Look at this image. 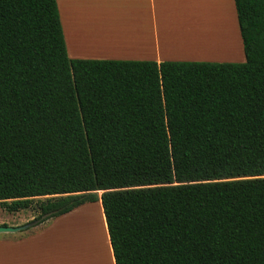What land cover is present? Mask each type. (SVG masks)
<instances>
[{
    "label": "trees",
    "instance_id": "1",
    "mask_svg": "<svg viewBox=\"0 0 264 264\" xmlns=\"http://www.w3.org/2000/svg\"><path fill=\"white\" fill-rule=\"evenodd\" d=\"M234 2L244 63L71 59L57 0H0V208L100 202L115 264H264V0Z\"/></svg>",
    "mask_w": 264,
    "mask_h": 264
},
{
    "label": "crops",
    "instance_id": "2",
    "mask_svg": "<svg viewBox=\"0 0 264 264\" xmlns=\"http://www.w3.org/2000/svg\"><path fill=\"white\" fill-rule=\"evenodd\" d=\"M174 2L178 6L179 11L175 10L173 13H170L168 22L171 20H179L183 24H187V27L185 28L189 30L191 36L187 38V42L184 43L183 37L180 35L181 33L178 34L176 31V34L173 36L171 33L173 32L171 31L172 28L168 26L164 32V40H162V48L165 51L173 53L185 52L189 49L204 51L209 48V40H215L212 38H218V36L219 38L225 36L230 37L227 32H231L233 35L236 34V25L234 23L232 9L230 5L223 6L221 2L212 10V5H209V0H57L63 35L69 58L78 60L115 61L146 60L157 63L165 61H193V59L190 58L169 53L163 54L161 52H157L158 54L156 56L151 57L113 59L93 55L95 53L83 50L78 46L84 34L80 32V29L77 27V25L80 23L88 24L89 22H94L97 19V15H101V13H103L106 18V14H108L110 10H114L119 15L127 19V24H129L130 21L139 23L141 19L148 18L150 13L155 14L157 9L159 11L166 10L170 4ZM233 4L235 7V2ZM234 12L236 13V8ZM235 18L238 23L237 13L235 14ZM210 20L216 22V25ZM88 34L90 36L89 39L86 40V42L85 40L82 42L84 47L92 49L94 45H99L98 40H96L98 35L94 31ZM178 36H180V41H178ZM193 43H201L203 44L204 48H198ZM69 214L70 213L53 219L52 221H57L58 223L60 219H63ZM8 216L9 218L7 220L10 223H6V219H0V226L15 228L28 224V219L26 218L24 211L13 214L8 213ZM102 220L107 238V258L109 263L111 262V264H115L104 215ZM27 229H29V227ZM27 229L15 233H0V264L70 263L68 254L69 249L67 247L68 252H64V237L63 232L60 229L59 232L63 237V240L60 237L59 232L55 230V226L41 227L36 229L35 232H24ZM96 263L99 264V262ZM92 264L95 263L92 262Z\"/></svg>",
    "mask_w": 264,
    "mask_h": 264
},
{
    "label": "rangeland",
    "instance_id": "3",
    "mask_svg": "<svg viewBox=\"0 0 264 264\" xmlns=\"http://www.w3.org/2000/svg\"><path fill=\"white\" fill-rule=\"evenodd\" d=\"M221 2L223 6L230 5L233 15L234 23L236 25V34L233 35L231 32H227L230 37L225 36L222 38H212L213 41L209 40V49L204 51L189 49L185 52L173 53L165 51L162 48V40H164V32L169 26L172 35L181 33L183 37V42H187V38L191 36L189 30H187V24H183L179 20H171L168 22V17L170 13L178 10V6L171 3L170 6L163 11L156 10V13H150L148 18H143L139 23L130 21L127 24V19L122 17L114 10H110L106 14V18L103 13L97 15V19L94 22L80 23L77 27L80 32L84 34L78 46L83 50H87L93 53V55L108 57L113 59H131L133 57H151L156 56L158 53H169L173 55H178L185 58L193 59L197 62H211V63H244L246 61L242 37L239 33L238 23L235 18V7L234 1L232 0H209V5H212V10L216 5ZM233 2V3H232ZM104 17V18H102ZM211 22L213 20H210ZM216 25V22L213 21ZM169 24V25H168ZM180 29V30H179ZM218 29V28H217ZM95 32L98 37L99 45H94L92 49L84 47L82 42H86L89 39L90 32ZM178 41H180V36H178ZM82 44V45H81ZM198 48L203 49L204 46L201 43H193ZM237 47V48H236ZM158 52V53H157ZM146 61V60H137ZM102 193H99L101 195ZM52 197H39L34 198L32 202V207L24 211L28 223H30L34 218L39 215V205ZM101 203L95 204H85L76 210H74L69 215L65 216L60 221L49 220L39 228L45 226H55V230L59 232V229L63 232V237L59 235L63 240V249L67 253V247H83L92 240L93 250H95L98 245L102 247H107V238L105 233V227L102 220L103 210L101 212ZM9 218L6 210L0 208V219H6V223H10L7 219ZM13 218V217H12ZM52 221V222H51ZM51 222V223H50ZM28 225V224H26ZM25 225V226H26ZM22 227V226H21ZM29 227V229L24 232H35L39 228ZM33 228V229H32ZM91 250H87L82 258L83 264H92L98 262L95 258V253ZM104 262H99L103 264ZM82 264V263H81Z\"/></svg>",
    "mask_w": 264,
    "mask_h": 264
},
{
    "label": "bare ground",
    "instance_id": "4",
    "mask_svg": "<svg viewBox=\"0 0 264 264\" xmlns=\"http://www.w3.org/2000/svg\"><path fill=\"white\" fill-rule=\"evenodd\" d=\"M89 241L90 242L88 244H85V246L83 247H70L68 252L70 261L69 264H83L81 256L83 257L84 253H86L87 250H91V245L93 246L92 240L89 239ZM92 251L95 253V258H97L98 262H104L103 264H111V262L109 263L107 258V247H102L98 245L95 250H93L92 248Z\"/></svg>",
    "mask_w": 264,
    "mask_h": 264
},
{
    "label": "water",
    "instance_id": "5",
    "mask_svg": "<svg viewBox=\"0 0 264 264\" xmlns=\"http://www.w3.org/2000/svg\"><path fill=\"white\" fill-rule=\"evenodd\" d=\"M29 226H22V227H2L0 226V233L3 232H9V233H15V232H19L21 230L27 229Z\"/></svg>",
    "mask_w": 264,
    "mask_h": 264
}]
</instances>
